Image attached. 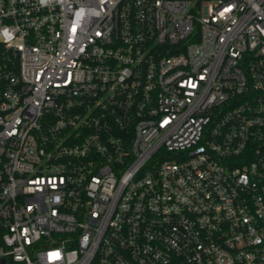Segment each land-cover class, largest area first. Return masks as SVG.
I'll list each match as a JSON object with an SVG mask.
<instances>
[{"label":"built area","instance_id":"2783aa9c","mask_svg":"<svg viewBox=\"0 0 264 264\" xmlns=\"http://www.w3.org/2000/svg\"><path fill=\"white\" fill-rule=\"evenodd\" d=\"M0 264H264V0H0Z\"/></svg>","mask_w":264,"mask_h":264}]
</instances>
